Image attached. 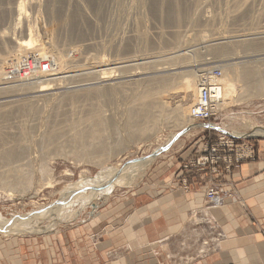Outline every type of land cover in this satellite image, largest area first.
<instances>
[{
	"label": "rangeland",
	"instance_id": "1",
	"mask_svg": "<svg viewBox=\"0 0 264 264\" xmlns=\"http://www.w3.org/2000/svg\"><path fill=\"white\" fill-rule=\"evenodd\" d=\"M37 1L41 3V5L35 10L27 7L26 13L27 19L29 20L23 24H20V26L18 25L19 28L24 29V33L26 31L25 38L28 39L30 35V29H34L33 34L34 36L35 34L37 35L35 36V42H38L39 44L43 42V44L48 47V44H51L50 41L46 42L44 38L41 37L47 36V31L53 30L55 33V40L57 41L61 51L62 49L64 50L67 58H79V65L86 63L87 65H85V68L91 71V66L93 65L95 59L94 57L97 55L98 59L105 61V63H120L122 60H127L125 63L126 65H129L130 63L132 64L130 60L136 59L138 56H151V59L156 62L146 66L147 68L145 69H140L144 72L142 77H151V75L154 76L156 74L166 76L172 74L173 71L174 73H180L182 71L184 72L195 68H205V70L208 71L213 67L221 68L220 65L226 62H239L240 60V62L247 64V68L250 67L254 69L258 66L259 68L264 69V63H260L262 62L260 60H264V50L248 53L246 49L238 46L235 49L237 50L239 48L237 50V52H239L238 55L224 57L221 58V60L220 57H214L212 52L208 53L205 51L206 49L204 47L207 44L201 43V41H195L193 44L184 45H178L174 42L176 33L178 31H181L182 33L188 32L186 34H192L197 29H201L204 33L208 34L218 29L217 31L222 32V34L224 33V35L229 38H227L228 40L225 38L218 41L211 38V41L214 43L231 41L235 45L238 43L237 40L246 38L251 39L252 41L254 40L256 43H264V38H261V35L257 34L261 28L264 31V12L258 18L255 16L257 15V12L260 10V8H262V3L264 0H81V2L76 0H53L52 2L47 0ZM99 1L100 3H98ZM28 2L30 3V0H28ZM235 2L239 5L237 7L239 10L237 11ZM260 2L261 4L259 5ZM180 15L181 23L178 25L176 19ZM212 21H214V25L211 26L209 25V22ZM2 26H7V22ZM249 26L256 27L257 29L255 28V31L252 30L251 33ZM212 27L213 29H211ZM141 33L145 34V37H142L143 39L141 36L137 35ZM234 38L235 40H233ZM172 52H174V54ZM178 52L179 54L185 53L187 56L192 57V61L183 63L184 65L177 63H175L176 65H169L167 63L170 62L168 61V58L172 57L173 55H177ZM196 53L200 55L202 53V57L197 58ZM238 56L239 58H237ZM36 57L37 59H35ZM193 59H195V61ZM31 60H34V69L36 70L37 67L38 71L40 72H48L53 68L57 69V59L51 52L33 56ZM209 61V64H203ZM198 63L199 65H197ZM108 66L111 67V64ZM149 67L150 69H148ZM77 68L69 70L76 71ZM115 74L116 77L119 78L118 83H120L115 88V90L111 89L112 91H109L105 88H102L100 93H93L89 96L78 95L74 100H72L71 97H67L64 98L61 106H55V103L51 104L49 102V111L45 113V115H47L43 119L33 120L32 118L27 117V115L22 114L24 112H17V106L11 108L9 107L5 114L2 112L0 113L1 133L2 131H6V134H1L0 141L2 139H9L13 137L14 134L16 135V127L22 125V127H26V129L29 131H31V129L34 131L35 127L40 132L44 130H52V133L50 132V134H46L45 136H42L43 134L40 135V132L38 134L36 133L35 135L33 132H28L26 135H21L18 138V140L22 141V143L26 142L29 143L30 146L32 145L31 147H28L32 148V153L36 152L33 155L37 156L39 159H41V161H45L46 165L49 163L48 166H46L48 170L46 169L43 173L36 167L31 168V171L30 169L28 170L26 168L24 171H29L26 173V175L28 174L27 176L31 177V174L32 179L24 180L21 183L26 181V183H29L31 186L28 188V190L23 191L22 193H18V191L13 189H8L5 185L0 184V218L4 220H14V225L16 222L20 223V225H23L21 222L26 224L24 231L21 232L13 233V231H15L13 230L9 233H5L0 230V243L4 241L7 253L10 252V250L13 251V254L10 255L9 262L16 263L17 260L20 259L19 253H14L19 249L17 248L19 246V240H21L20 242H22V244L27 247L24 248H26V254L29 256L31 249L29 246L39 245L41 242L40 240L28 242L27 239H38L39 237L49 235L54 231L57 232L63 227L68 226V224L82 220V218L93 216V212L97 210L100 204H105L111 201L114 196L117 197L121 196L122 194H135L141 186H144L143 184L148 182L149 174L153 171L152 169L157 165L158 162L168 158V154H173L177 150H183L184 148L193 146L195 149H193L192 155L180 159V168L184 169V166L187 163H190L191 160L198 155V150L205 148L208 140H216V136L221 133L213 128L209 129L204 127L198 128L197 132L195 133L188 135L184 134L177 140V143L173 144L168 149V151L160 154L158 157H154V160L152 159L153 161L150 162L151 164L149 163L144 167V169L140 170L138 168H134L133 171L137 172H135L132 178L130 177V179H127L125 184H113L112 182L111 188H108L109 190L106 189V186H102L100 188L103 190V192L99 193L102 194L100 197L96 195L95 199L87 201L86 198H83V196V200H81V196L79 197V195H82L83 193L81 190L71 191L73 190V187L74 189H77L81 181H84L85 183L86 181H95L96 178H99L100 171L105 167H108V165L109 167L118 166V169L127 170L126 167H128V165L130 166V164L135 162L138 164L139 161L141 162L140 158L146 157L153 153L157 148H159V146H161V144H167L172 135L182 131V127L167 123L163 124L161 128L154 130L147 137L143 136L141 139H139L140 137L138 138L135 135L138 134L137 132L132 133L133 129L130 132V130L128 131V129L123 127L119 130V135L121 134L123 137H128L127 145L124 146L123 150L122 148H118L116 152L110 156V161L107 160L104 162V164L108 163L107 165L99 164V159H97V157L80 160L81 155L79 154L81 153V150H76L73 152V154H67V157L55 154L54 151L57 150L60 145L68 144L67 139L70 138V136L68 133L63 131H74V129H77L79 125L91 126L97 120H106V123L108 122L111 125V130L109 127L107 130L109 132H105V134H107L105 137L112 139L113 136H115L113 126H115V124H117L119 121V113L117 114L116 112L119 111L120 115L127 113L126 110L130 109L131 107L130 100L132 97L130 96V92L132 88L135 89L136 87V85L132 87V85L125 81V77H122L124 76L122 72L118 71ZM142 77L138 76L136 78L138 79ZM33 79L35 81L37 80L38 82L42 80L41 77L37 76H33L32 80ZM242 79L243 83L241 82L240 84L244 85L248 81L251 87L245 88L240 86L237 88V90H235V94L238 95L237 98L239 101L237 98H235L236 101H234V99H230L231 102L225 108H223V112L216 117L215 122L211 123H215L225 132H230L237 138L247 137V139H250L255 146L257 158L258 147L264 143V134L253 133V130L250 129V124H255L257 125L256 127H264V95L261 92H258L261 91V87H259L256 82L257 74L254 73L252 76L249 75ZM2 84L3 83H0L1 87L6 85ZM103 90H107V92L102 94ZM256 92H258L260 95ZM114 108L118 110L115 111ZM104 114L105 118L101 117ZM192 121L193 122L191 123L193 124L190 125L204 124L199 121ZM40 123L43 124L41 125ZM224 126L225 128H223ZM130 133L134 134V140L133 138H130ZM194 141L196 144H190V142L193 143ZM14 153L18 154L19 151L16 149ZM46 158H48L49 161ZM132 160L138 161L131 162L125 166L128 161ZM4 163L5 161H0V166H2ZM4 167L0 168L1 174H3V172L5 173L6 166ZM50 167L51 170L49 169ZM49 170L50 172H47L48 175H46V171ZM8 175H12V173ZM48 181H50V183ZM101 181L99 182L101 183ZM6 188L8 190H6ZM85 190L86 193L90 194L89 191H91V189L85 188ZM10 192L13 194H10ZM92 204L96 205V208L93 210V212H91ZM31 214L38 217H30L29 215ZM16 228L21 229L18 226ZM18 238L19 240H16ZM50 240L51 239L48 241L50 242ZM8 257L9 256L7 254V258Z\"/></svg>",
	"mask_w": 264,
	"mask_h": 264
},
{
	"label": "bare ground",
	"instance_id": "2",
	"mask_svg": "<svg viewBox=\"0 0 264 264\" xmlns=\"http://www.w3.org/2000/svg\"><path fill=\"white\" fill-rule=\"evenodd\" d=\"M47 1L52 2L53 0H47ZM76 1L81 2V0H76ZM98 3H100V1ZM260 4L261 2L259 3V5ZM40 5L41 3H39L37 0H30V3L28 2V0H0V22H1L0 24V47H1L0 48V83H3L2 85L6 84L4 87H1L0 85V113L2 112L5 114L6 111L9 109V107L11 108V107L17 106L18 107L17 112L19 113L24 112L22 114L27 115V117H30L33 120L43 119L47 115V114L45 115V113L49 111V107H50L49 102L51 104L55 103V106H61V103H63L64 98H67V97H71L72 100H74L76 96L78 95L89 96L90 94L92 95L93 93L94 94L97 92L100 93L102 88H105L109 91L115 90V88L120 84L118 83L119 78H117L115 74L118 71L124 74V76L122 77H125V81L129 83L130 85H132V87L136 85L135 89L132 88L130 92L131 94L130 96L132 97L131 99L132 102L130 100V104H131L130 106L132 108L130 107V109H127V110L125 109L127 113L124 114L122 112L123 115H120L119 111L116 112L117 114L119 113V117H118L119 121L117 122V124H115V126H113L115 136H113L112 139H108L109 137H105V135H107L105 134V132L109 129V127L111 130V125L108 122L106 123V120L105 121L97 120L91 126L79 125L77 129H74V131L71 130L72 132L70 130L63 131V132L68 133V135L70 136V138L67 139L68 144L60 145V147L54 151L55 154L57 155L59 154V155H63L67 157V154H73V152H75L76 150H81V153L79 154L81 155L80 160L85 159V158L91 159V158L97 157V159H99V164L107 165L108 163L104 164V162H106L107 160L110 161L109 159L110 156L114 152H116L118 148H122L123 150L124 146L127 145L128 137L126 138L125 136L124 137L121 136V134L119 135V130L123 127L128 129V131L130 130V132L133 129L134 132L132 131V133L137 132L138 134H135V135L138 138L140 137L139 139H141V137L143 136L147 137L154 130L161 128L163 124H167V123L174 125V126L182 127V129L189 127L185 135L195 133L197 132L198 128H204L206 126V124L205 125L204 124L190 125V124H193L191 122H193L192 120H194L192 117V113H191L192 112L191 107L193 106V104H195L196 100L199 98V89L202 83L204 71H206L205 68H197V69L195 68L192 70L189 69L187 71H184V72L182 71L180 73L179 72L174 73L173 71V73L170 75L165 74L166 76L156 74L154 76L151 75V77H142V74L144 72L140 69L141 68L145 69L147 68L146 66H149L151 65V63L156 62V61H153V59H151L152 58L151 56L150 57H145V55L138 56L136 59L130 60L132 64L130 63L129 65H126L125 63L127 60L126 61L122 60L120 63L119 62L118 63H115V62L105 63V61L99 60L97 57L98 55H97L94 57L95 58L94 63L92 62L93 63V65L91 66L92 71L88 70L85 68L86 67L85 65H87L86 63L79 65L80 64L78 63L80 61L79 58H76V59L67 58L64 50L62 49L61 51V49L59 48L57 41L55 40V33L53 30L47 31V36L41 37V38H44L46 42L50 41L51 44H48V47H46L43 44V42L41 44H39L38 42L37 43L35 42L36 41L35 36L37 35L35 34L34 36L33 34L34 29H30L29 38L28 39L25 38L26 31L24 33V29L19 28V26L20 24H23L27 20H29L27 19V13H26L27 7L35 10ZM262 5H263L262 8H260V10L257 12V15H255L256 18L260 17L261 14H263L264 12V1ZM238 6L239 5L237 3L236 11L239 10L237 8ZM6 22H7V26H2ZM176 22H178V25H180L181 15L177 17ZM209 23H210L209 25L211 26L214 25V21L209 22ZM255 28L256 27H250L249 30L251 31V33H252V30H254ZM211 29H213V27ZM217 30H215L214 32L212 31V33H208V34L204 33L201 29H197L192 34H186L188 32L182 33L181 31H178L176 33V36H175L176 38L174 42L175 44H178V45L179 44L184 45V44H193L195 41H199V42L201 41V43L207 44L204 47L206 49L205 51H207L208 53L212 52L214 54V57H220V59L224 57H228V56L232 57V56L238 55L239 52H237V50L239 48L235 50L236 47L238 46L246 49L248 53L253 52V51H263L264 50V43L262 42L256 43L254 40L252 41L251 39H247V38L237 40L238 43H236L235 45L233 42L225 41V40H224L225 42L223 43H214L211 41L212 40L211 38L217 41L223 40L225 38L226 39L229 38L225 36L224 33L222 34V32L217 31ZM257 34H260L261 35L260 37L264 38V31L262 30V28ZM137 35L141 36V38L145 37L144 33L137 34ZM233 40H235V38ZM47 52H51L56 57L57 63H58L57 69L56 68L51 69V66H50L51 70L48 72H45V71L40 72L38 71L37 67L35 70L34 60L32 61L31 58L39 54H44V53L47 54ZM172 53L174 54V52ZM196 57L201 58L202 53L201 55L196 53ZM237 58H239V56ZM35 59H37V57ZM191 59L192 57L187 56L185 53L179 54L178 52L177 55H173L172 57L168 58V61L170 62H167V63L169 65H176L175 63L184 65L183 63L191 62L192 61ZM193 60L195 61V59ZM240 61L230 62V63L226 62L220 65L221 67L220 69L222 70V75L219 78L222 84V94H223V102L221 103L222 108H225L231 102L230 99L232 100L234 99V101H236L235 98H237L238 95L235 94L236 92L235 90H237V88H239L240 86H243L245 88L251 87L248 81L244 85L240 83L241 82L243 83L242 78L247 77L249 75L252 76L254 73L257 74L256 82L259 85V87H261V91H258V92H261L264 95V69L259 68L258 66L257 67L255 66L256 68L254 69L250 67L247 68L246 67L247 64H245L244 62H240ZM260 61H262L260 63H264V60H260ZM209 63L210 61L207 63H203V64H209ZM109 64H111V67L108 66ZM197 65H199V63ZM73 68H77V70L76 71L69 70ZM148 69H150V67ZM33 76L41 77L42 80L39 82L37 80L35 81L34 79L32 80ZM138 76L139 77L141 76L142 78L137 79L136 77ZM107 90H103L102 94H105ZM116 110L118 109H115V111ZM104 116L105 114L102 115L101 117L105 118ZM22 126L16 127V130H15L16 135L14 134V136L11 138H9V136L7 135L9 139H2L0 141V161H5V163L2 166H0V168L6 166L5 173L4 172L3 174L0 173V184L5 185L8 189H13L15 191H18V193L19 192L22 193L23 191L28 190V188H30L31 186L29 183L27 184L26 181L21 183L24 180L32 179L31 178L32 175L30 173L29 174L31 177L27 176L28 174L26 175V173L29 172V171H24L26 168L28 170L30 169L31 171V168L36 167L38 168V170L44 173V171L47 169L46 166H48L49 164L48 163L46 165L45 161H41V159L33 155L36 152L32 153V150H31L32 148L28 147L30 146L29 143H26V142L22 143V141L18 140V138L21 135L22 136L26 135L28 132H31V133L33 132V134L35 135L36 133L38 134L40 131H38L36 127L34 128V131H32L33 129L31 128H30L31 131H29L26 129V127L24 128ZM256 126L257 125L255 124H250V129L253 130V133L264 134V127H261V126L256 127ZM32 128H33V125H32ZM223 128H225V126ZM50 132L52 133V130H47V131L44 130L40 132V135L43 134L42 136H45L46 134H50ZM2 133L6 134V131L5 132L2 131ZM2 133L0 130V136ZM132 133H130L131 134L130 138L131 139L133 138L134 140L135 136ZM176 134L172 135L170 139H172ZM108 135H111V134H108ZM177 142L178 141H176L175 143ZM161 146L163 145L161 144ZM16 149L19 151L18 154L14 153ZM153 160L152 158L142 159L141 162L140 161L138 162V164H136L135 162V163L130 164V166L128 165V167H126L127 170H124V169L120 170L118 169V166L109 167L108 165V167H105L104 169L100 171L99 178H96L95 181H92V180L86 181V183L84 181H81L78 185V188L74 189L73 187V190L71 191L81 190V192H83L82 195H79V197L81 196V200H83V198H86L87 201H91L92 199L96 198V195H98V197L102 195V194H99L103 192V190L100 189L102 186H106L107 187L106 189L109 190L108 188H111L112 182L113 184L115 183L125 184L127 182V179H130V177L132 178L135 172H137V171H133L134 168L135 169L138 168L142 170L144 169L145 166H147ZM49 169L51 170V167ZM50 170L46 171V175H48ZM119 171H122V172H119ZM11 173L12 175H8ZM99 181H101V183ZM48 182L50 183V181ZM7 188L6 190H8ZM85 188L91 189V191H89L90 194L86 193ZM10 194H13V193L10 192ZM103 200H106V199H103ZM14 222H15L14 220H4L0 218V224L2 225H9V224L14 225ZM21 223L23 225H20V223L18 222L15 223L14 229H13L15 231H13V233L24 231V227L26 224H24L23 222ZM17 226L21 229H17L16 228Z\"/></svg>",
	"mask_w": 264,
	"mask_h": 264
},
{
	"label": "crops",
	"instance_id": "3",
	"mask_svg": "<svg viewBox=\"0 0 264 264\" xmlns=\"http://www.w3.org/2000/svg\"><path fill=\"white\" fill-rule=\"evenodd\" d=\"M193 149L168 154L135 194L114 196L93 216L27 239L41 242L29 246V256L16 239V263L2 241L0 264H264V143L255 160L229 173L181 169ZM215 184L219 203L207 197Z\"/></svg>",
	"mask_w": 264,
	"mask_h": 264
},
{
	"label": "built area",
	"instance_id": "4",
	"mask_svg": "<svg viewBox=\"0 0 264 264\" xmlns=\"http://www.w3.org/2000/svg\"><path fill=\"white\" fill-rule=\"evenodd\" d=\"M222 70L218 67L210 68L203 74L202 83L199 89V98L191 107L192 117L195 122L202 123L215 122L216 117L223 112L221 103L223 102L222 84L219 80ZM216 140H208L204 149L198 150V155L194 157L185 168L210 169L214 173H229L234 165L242 161H252L256 159L255 146L250 139L236 138L228 134L219 133ZM210 202H221L220 190L215 184L207 192Z\"/></svg>",
	"mask_w": 264,
	"mask_h": 264
},
{
	"label": "water",
	"instance_id": "5",
	"mask_svg": "<svg viewBox=\"0 0 264 264\" xmlns=\"http://www.w3.org/2000/svg\"><path fill=\"white\" fill-rule=\"evenodd\" d=\"M206 124V128H209V129H215V130H218L219 132L221 133H224V134H228L230 136H233V137H236L234 136L232 133L230 132H225L224 130H222L220 127H218L215 123H204ZM189 129V127H186L184 129H182V131L178 132L172 139H170V141L166 144V145H163L159 148H157L153 153L149 154L147 157H142L140 158L141 160L142 159H145V158H154V157H158L160 154L168 151V149L179 139L182 137V135H184L186 133V131ZM246 137V136H245ZM237 138V137H236ZM247 138V137H246ZM135 161H138V160H132V161H128L125 166L131 162H135ZM121 170V169H120ZM119 172H122V171H119ZM96 208V205L95 204H92V211L95 210ZM30 217H33V218H36L38 216H34V215H29ZM14 229V226L12 224H9V225H2L0 224V230L5 232V233H9L11 231H13Z\"/></svg>",
	"mask_w": 264,
	"mask_h": 264
}]
</instances>
